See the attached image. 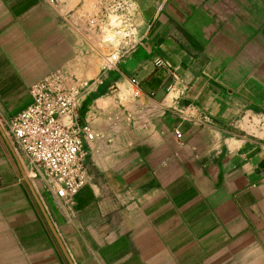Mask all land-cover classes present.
<instances>
[{
	"label": "crops",
	"instance_id": "0c3cea01",
	"mask_svg": "<svg viewBox=\"0 0 264 264\" xmlns=\"http://www.w3.org/2000/svg\"><path fill=\"white\" fill-rule=\"evenodd\" d=\"M54 72L96 136L71 199L3 127ZM0 264H264V0H0Z\"/></svg>",
	"mask_w": 264,
	"mask_h": 264
},
{
	"label": "built area",
	"instance_id": "2783aa9c",
	"mask_svg": "<svg viewBox=\"0 0 264 264\" xmlns=\"http://www.w3.org/2000/svg\"><path fill=\"white\" fill-rule=\"evenodd\" d=\"M43 1L53 8L61 2ZM118 60V56H109L106 66L113 68ZM131 83L134 95L140 96L137 79ZM31 91V104L3 127L14 146L44 172L49 191L60 199H71L86 184V146L96 138L90 124L79 117L80 91L64 87L62 72H54ZM176 135L182 138L180 132Z\"/></svg>",
	"mask_w": 264,
	"mask_h": 264
},
{
	"label": "water",
	"instance_id": "95a60500",
	"mask_svg": "<svg viewBox=\"0 0 264 264\" xmlns=\"http://www.w3.org/2000/svg\"><path fill=\"white\" fill-rule=\"evenodd\" d=\"M25 176V175H24ZM28 184H29V186H30V188H31V190H32V192H33V194H34V196H35V198H36V200H37V202L39 203V205H40V207L41 208H43V205H42V203H41V201H40V199H39V197L37 196V194L35 193V191L33 190V188H32V186H31V184L28 182ZM43 210V209H42ZM45 216H47V214L45 213ZM48 218V217H47ZM52 230L54 231V229L52 228Z\"/></svg>",
	"mask_w": 264,
	"mask_h": 264
},
{
	"label": "rangeland",
	"instance_id": "374dc122",
	"mask_svg": "<svg viewBox=\"0 0 264 264\" xmlns=\"http://www.w3.org/2000/svg\"><path fill=\"white\" fill-rule=\"evenodd\" d=\"M36 174H33V177L35 176Z\"/></svg>",
	"mask_w": 264,
	"mask_h": 264
}]
</instances>
